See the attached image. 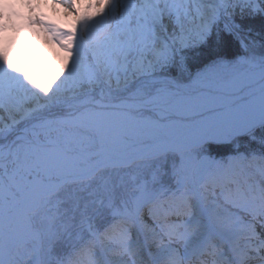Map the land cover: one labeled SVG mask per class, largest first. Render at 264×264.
I'll use <instances>...</instances> for the list:
<instances>
[{
    "label": "snow or ice",
    "instance_id": "6c2138e0",
    "mask_svg": "<svg viewBox=\"0 0 264 264\" xmlns=\"http://www.w3.org/2000/svg\"><path fill=\"white\" fill-rule=\"evenodd\" d=\"M53 3L40 83L0 0V264H264V0Z\"/></svg>",
    "mask_w": 264,
    "mask_h": 264
},
{
    "label": "trees",
    "instance_id": "16d2710c",
    "mask_svg": "<svg viewBox=\"0 0 264 264\" xmlns=\"http://www.w3.org/2000/svg\"><path fill=\"white\" fill-rule=\"evenodd\" d=\"M86 4L84 2L80 4L81 12L91 11L84 7ZM42 15L44 22L65 29L75 19L74 16L64 11L50 13L44 10ZM9 54L13 63L27 70L32 78L40 83L52 80L64 56L59 47L47 38L46 33L42 38H34L30 36L28 31L27 33L25 31L21 33L18 47L15 50L12 49ZM226 151L224 148L213 149L216 155H222Z\"/></svg>",
    "mask_w": 264,
    "mask_h": 264
},
{
    "label": "rangeland",
    "instance_id": "374dc122",
    "mask_svg": "<svg viewBox=\"0 0 264 264\" xmlns=\"http://www.w3.org/2000/svg\"><path fill=\"white\" fill-rule=\"evenodd\" d=\"M89 0H79V3L82 2L88 3ZM6 3L13 4L14 7L11 11L15 13H19L18 17L15 20V27L11 28L7 35V41L9 44V53L11 50H15L19 45V38L21 37V33L24 31L29 32L30 36L34 38H42L45 35L44 30L40 25L29 24L28 18L32 17L33 19L41 20V12L43 10H47L50 13H58V12H69L61 5L54 4L53 0H32L31 7L24 5L23 7L17 3V0H5ZM23 17V19H22ZM3 38H0V47L3 46L2 42ZM10 55V54H9ZM3 115H7L6 113Z\"/></svg>",
    "mask_w": 264,
    "mask_h": 264
}]
</instances>
